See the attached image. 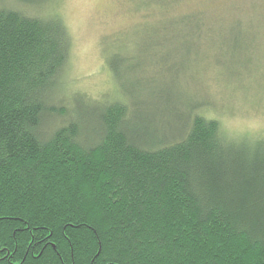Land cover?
I'll return each mask as SVG.
<instances>
[{"label":"trees","instance_id":"1","mask_svg":"<svg viewBox=\"0 0 264 264\" xmlns=\"http://www.w3.org/2000/svg\"><path fill=\"white\" fill-rule=\"evenodd\" d=\"M50 1L0 0V264H264V136L195 102L170 135L119 100L72 107Z\"/></svg>","mask_w":264,"mask_h":264},{"label":"rangeland","instance_id":"2","mask_svg":"<svg viewBox=\"0 0 264 264\" xmlns=\"http://www.w3.org/2000/svg\"><path fill=\"white\" fill-rule=\"evenodd\" d=\"M70 53L63 97L126 103L172 134L190 103L231 137L264 136V0H51ZM70 103V104H71Z\"/></svg>","mask_w":264,"mask_h":264}]
</instances>
